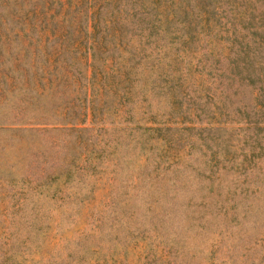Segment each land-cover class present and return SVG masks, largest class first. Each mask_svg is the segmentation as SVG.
Instances as JSON below:
<instances>
[{
    "label": "trees",
    "instance_id": "obj_1",
    "mask_svg": "<svg viewBox=\"0 0 264 264\" xmlns=\"http://www.w3.org/2000/svg\"><path fill=\"white\" fill-rule=\"evenodd\" d=\"M15 97L8 133H64L50 197L84 200L109 156L86 236L157 230L169 254L147 264L264 208V0H0V116Z\"/></svg>",
    "mask_w": 264,
    "mask_h": 264
},
{
    "label": "rangeland",
    "instance_id": "obj_2",
    "mask_svg": "<svg viewBox=\"0 0 264 264\" xmlns=\"http://www.w3.org/2000/svg\"><path fill=\"white\" fill-rule=\"evenodd\" d=\"M17 102L15 97V101L1 105L7 116H0V264H147V253L161 257L164 263L169 251L157 230L148 229L138 235L124 230L117 237L100 236L98 232L86 236L96 228L95 218L104 213L101 209L114 168L109 156L95 155L102 165L100 172L83 174L79 183L86 184V188L94 185L84 200L50 197L36 179L42 176L39 171L44 159L59 162L70 153L66 146L57 151L53 145L61 142L58 135L64 133L48 130L30 135V139L27 134L8 133L4 130L7 122L18 117L20 111ZM21 139L24 142L18 144ZM137 162L131 161L130 167ZM126 177L131 178V173ZM206 234L190 237L191 242L181 250L187 254L180 257V264H264V208L254 210L246 223Z\"/></svg>",
    "mask_w": 264,
    "mask_h": 264
}]
</instances>
